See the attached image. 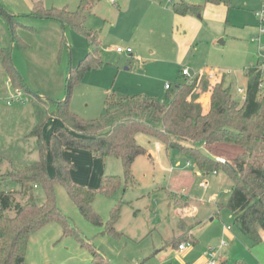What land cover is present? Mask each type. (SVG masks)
<instances>
[{
  "label": "rangeland",
  "instance_id": "obj_1",
  "mask_svg": "<svg viewBox=\"0 0 264 264\" xmlns=\"http://www.w3.org/2000/svg\"><path fill=\"white\" fill-rule=\"evenodd\" d=\"M1 1L9 11L23 15V23L28 25L14 32L7 17L0 14V47L10 50L11 61L27 87H21L24 102L6 103L15 87L8 83L10 77L0 54V190L15 191L20 183L8 174L39 158L33 134L39 99L50 111L64 100L69 74L88 54L91 42L70 23L31 15L39 3L47 9L78 10L80 0ZM176 1L99 0L91 11L84 12L87 29L101 40L98 55L103 63L92 58L84 62L92 67L73 85V112L85 119L104 120L109 127L126 112L116 102L108 103V96L154 99L167 105L185 80L183 68L193 74L217 68L233 97L244 100L238 88H246L247 70L260 65L264 71V34L260 44L251 40L256 34L251 25H257L260 0H247L246 4L245 0H232L229 22L205 11L201 16L177 15L173 10ZM118 47L131 51L118 52ZM168 83L171 90L165 89ZM204 97L200 95V103ZM148 119L160 125L159 120ZM51 122L62 124L56 116L49 117L43 128L46 143L57 125L50 126ZM137 140L147 153L135 159L131 167L134 178L127 185L121 158L92 160L88 151L77 149L70 154L75 181L98 188L104 171L121 176L122 184L111 195L96 196L93 207L103 219L102 226L86 219L66 187L56 184L57 205L67 218L68 231L59 221L38 229L29 241L28 263L88 264L94 248L114 264H205L208 249L216 254L219 264H264V241L253 243L234 224L227 206L234 184L228 171L203 174L186 151L169 148L165 141L144 132L137 134ZM201 149L226 158L230 164L242 150L228 144L211 151L204 145ZM47 155L52 173L50 150ZM33 192L43 204V188L36 187ZM15 200L24 202L19 194ZM119 202L115 228L120 233L114 234L106 229ZM192 234L196 243L184 241ZM175 240L186 242L187 248L180 251L172 245Z\"/></svg>",
  "mask_w": 264,
  "mask_h": 264
},
{
  "label": "trees",
  "instance_id": "obj_2",
  "mask_svg": "<svg viewBox=\"0 0 264 264\" xmlns=\"http://www.w3.org/2000/svg\"><path fill=\"white\" fill-rule=\"evenodd\" d=\"M99 0H80L78 10L68 7L47 9L38 4L32 11V16L54 18L63 24L70 23L84 33L91 42V49L81 59L75 69L69 74L64 100L56 102L55 108L49 110L45 102L39 99L37 103V126L33 134L37 137L39 158L21 168L13 169L8 175L20 183V189L15 191L0 190V264H30L27 261L29 241L33 233L51 221L63 223L68 231L67 218L57 205L55 185L61 183L67 189L69 196L78 206L84 217L95 225L102 226V217L94 210L93 203L97 194L111 195L122 184L119 175L103 172L98 188L77 182L73 179L74 164L64 157L65 148H75L88 151L93 159L115 156L122 159L126 185L134 176L131 167L139 155L147 153V148L137 140V134L147 133L165 141L169 148H178L192 156L203 174L220 169L228 171L233 179V186L227 199V206L234 215V224L253 243L264 241V71L257 65L247 70L248 81L246 97L241 102L233 97L231 87L225 85V77L211 81L202 80V91L210 92V108L206 111L198 102L200 93H193L194 84L185 78L176 87V93L169 104L147 99L116 98L108 96V103L116 102L126 112L125 116L113 122L109 127L101 119H85L70 109L72 88L80 81L86 71L92 67L84 62L92 58L97 63H103L99 54L98 36L85 25L86 14L91 11ZM225 4L231 7V0H203L196 4L187 0H177L173 10L178 15H202L206 4ZM0 14L7 17L11 28L16 32L25 26L18 20L23 17L9 11L0 0ZM19 38V36H16ZM22 45V44H20ZM4 67L15 88H27L21 74L14 67L10 50L0 47ZM76 73V74H75ZM172 89V88H171ZM169 89V90H171ZM192 100L188 101V97ZM52 115L61 120L49 135L48 142L43 139V128ZM154 121L159 120L160 125ZM220 144L236 145L242 150L232 163L219 162L216 157L205 153L201 146L210 151ZM51 151V161L54 173L48 168V151ZM41 186L46 200L43 204L37 202L34 188ZM24 202L16 201L17 195ZM121 203L117 204L111 214V222L107 231L119 234L115 224L120 217ZM196 243L193 237L185 238ZM173 241L172 245L180 243ZM92 259L88 264H114L101 252L92 248ZM241 264V263H240ZM243 264V263H242Z\"/></svg>",
  "mask_w": 264,
  "mask_h": 264
},
{
  "label": "built area",
  "instance_id": "obj_3",
  "mask_svg": "<svg viewBox=\"0 0 264 264\" xmlns=\"http://www.w3.org/2000/svg\"><path fill=\"white\" fill-rule=\"evenodd\" d=\"M257 16L259 18V21H260V25H259V32L257 34V36L253 37L252 38V41L254 42H258V44H260L261 42V37H262V34L264 33V27H263V24H264V0H263V4H262V8L257 12ZM117 51L118 52H130L131 51V48H127V49H123L121 47H118L117 48ZM182 74L185 78L188 79L189 83L191 84H194V89H193V93H200L201 95V92H202V87H201V84H202V80L204 78H208L210 79L211 81H215L218 79V74L216 72H204V73H199V72H196V73H192L191 70L189 68H183L182 69ZM11 81L9 80L8 83H10ZM165 88L167 90L171 89L172 88V85L171 84H166L165 85ZM260 88H264V83L260 85ZM238 92L240 94L243 95V99H245L246 97V94H247V91H246V88H242V87H239L238 88ZM188 101H191L192 100V96L190 95L188 98ZM199 101V99H198ZM14 102H24V99L22 97V90L21 88H15L13 93L11 94V96L6 100V103L8 105L14 103ZM200 102V101H199ZM216 159L219 161V162H222V163H227V159L224 158V157H220V156H217ZM218 172L214 171V174H217ZM205 184L208 186L209 183L208 182H205ZM232 227L229 225L227 226V229H231ZM187 244L186 242H181L178 246V249L180 251H183L187 248ZM206 255H207V261L205 264H219V260L217 259V256L216 254L212 251V249H208L207 252H206Z\"/></svg>",
  "mask_w": 264,
  "mask_h": 264
},
{
  "label": "crops",
  "instance_id": "obj_4",
  "mask_svg": "<svg viewBox=\"0 0 264 264\" xmlns=\"http://www.w3.org/2000/svg\"><path fill=\"white\" fill-rule=\"evenodd\" d=\"M247 3V0H245V4ZM262 4H263V0H260V3L258 4V7H259V10L262 8ZM231 7H232V0H231ZM230 7V8H231ZM230 8L228 7V6H226L225 4H211V3H209V4H206L205 5V7H204V9H203V12L205 11L206 13H209V12H211L212 14H214V15H216V16H218L219 18H221L220 20H226V22H229V20H228V16H229V14H228V12H229V10H230ZM258 12V11H257ZM13 13V12H12ZM230 13V12H229ZM203 14V13H202ZM257 14V13H256ZM178 15V14H177ZM180 16H182V15H180ZM188 17H190V16H192V15H187ZM258 17V16H257ZM258 19V22H257V25L256 24H252L251 26L253 27V29H254V32H256V34L253 36V37H255V36H257V34H258V32H259V25H260V21H259V18H257ZM25 27L24 28H28V25H26V24H24L23 22V18L21 17V18H19L18 19ZM263 27H264V24H263ZM19 28H21V27H19ZM23 29V28H22ZM35 30V29H34ZM264 34V33H263ZM262 34V35H263ZM20 40V44H22L23 45V41H22V39H19ZM252 40V39H251ZM98 41L99 42H101V40L99 39V37H98ZM90 49H91V47H90ZM89 52V51H88ZM124 52H126V51H124ZM128 53V52H127ZM210 71H212V72H216L217 73V71H219L217 68H215V69H205V71H202V72H199V73H204V72H210ZM181 73H182V70H181ZM183 75V74H182ZM220 78H224L223 77V75H221V76H218V80L220 79ZM243 88V87H242ZM166 89V88H165ZM167 90V89H166ZM239 93V92H238ZM203 94H205V97L203 98L204 100V102H201V104H202V106L203 107H205V110L206 111H208L209 110V108H210V92H204V91H202L201 92V95L203 96ZM207 95V96H206ZM242 95V94H241ZM243 96V95H242ZM243 100V99H242ZM199 101H200V99H199ZM62 123V122H61ZM54 124H57V122H51V124H50V126H53ZM61 124H57V125H55V127H54V129L57 127V126H60ZM53 129V130H54ZM52 130V131H53ZM51 131V132H52ZM50 132V133H51ZM49 137V136H48ZM76 149L75 148H70V147H67V148H65L64 149V151H63V154H64V157L66 158V159H71V153H73L74 151H75ZM77 150H79V149H77ZM91 155V154H90ZM216 156H219V155H216ZM91 158H92V156H91ZM92 160H95V159H93L92 158ZM69 161H71V160H69ZM49 167V166H48ZM50 172V171H49ZM103 172L104 171H102V174H103ZM51 173V172H50ZM54 173V171L51 173V174H53ZM102 174H101V177H102ZM218 174V173H217ZM232 229V228H231ZM230 229V230H231ZM191 232V231H190ZM192 237L194 238V240H196V238L193 236V234H192ZM184 242V241H183ZM196 242H197V240H196ZM31 264H33V263H31Z\"/></svg>",
  "mask_w": 264,
  "mask_h": 264
},
{
  "label": "water",
  "instance_id": "obj_5",
  "mask_svg": "<svg viewBox=\"0 0 264 264\" xmlns=\"http://www.w3.org/2000/svg\"><path fill=\"white\" fill-rule=\"evenodd\" d=\"M228 165L232 166V164L228 163Z\"/></svg>",
  "mask_w": 264,
  "mask_h": 264
}]
</instances>
